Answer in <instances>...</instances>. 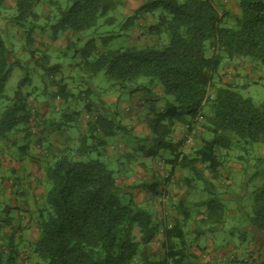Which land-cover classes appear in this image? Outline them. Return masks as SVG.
<instances>
[{"label":"trees","instance_id":"1","mask_svg":"<svg viewBox=\"0 0 264 264\" xmlns=\"http://www.w3.org/2000/svg\"><path fill=\"white\" fill-rule=\"evenodd\" d=\"M65 1L67 7L58 8L56 23L50 26L51 38L55 41L67 32L77 34L90 30L102 18L108 24L113 23L108 14L124 0ZM236 1L238 15L225 10L216 0H149L126 18L123 29H132L143 15L155 16L160 11L146 33L155 38L166 35L168 43L162 49L109 50L94 61L90 60L96 49L94 40L75 50L76 55H81L80 66L89 77L104 72L112 84L121 88L145 78L152 86L160 84L164 94L173 98V103L164 110L151 109L152 115L146 118V123L156 144L141 151L143 156L155 158L160 151L168 150L171 158L165 162L171 167L170 176L176 169L187 171L192 176L185 180L189 185L195 180L205 181L204 171L210 175L220 173L224 163L218 152L232 147L231 136L245 143L264 145V103L255 105L231 85L218 83L224 55L249 58L264 67V0ZM4 2L0 0V15ZM41 2L17 0L16 15L10 21L21 28L26 23L37 22L40 15L34 9ZM227 18L233 22L231 25L225 23ZM32 31L27 33L29 42L33 41ZM207 44L210 55L206 54ZM71 49H75L74 42L66 46V51ZM30 55L45 72L58 69V66L49 67V55L35 50H30ZM8 59L9 51L0 34V99L13 69ZM28 81V77L20 80L14 97L0 112V140L20 127L24 130L29 127V96L22 91ZM142 89L151 91L144 84L137 85L135 91ZM58 96L66 99L65 88L60 89ZM200 118L211 138L203 140L202 146L193 153H181V143L170 142L175 124L191 125ZM63 119L71 123L74 113L67 108ZM89 131L91 136L99 131L106 139L126 132L115 118L108 117L101 109L97 110L95 121L89 123ZM99 142L101 146L105 144ZM81 144L76 151L81 156L98 148L88 145L86 139ZM46 179L50 185L46 194L48 211L45 215L41 212L37 225L39 237L29 245L36 264H134L143 255L141 247L153 243L162 228V223L154 221L132 198L127 204L122 202L120 195L124 190L114 172L100 160L75 161L65 153L46 168ZM169 181L136 187L152 198H166L165 207L177 214L170 227H165V255L155 261L145 257L140 264H197L187 260L185 228L191 214L185 203L173 204L167 190L160 189ZM205 184L206 188H213L211 183ZM253 201L251 223L264 232V185L255 191ZM195 206L204 209L201 223H222L224 206L213 197ZM11 225V209L5 206L0 209V238ZM135 231L139 232V240L135 238ZM194 234L197 239L201 232L194 231ZM20 257L13 235L7 237L6 246L0 243V264H20Z\"/></svg>","mask_w":264,"mask_h":264},{"label":"rangeland","instance_id":"2","mask_svg":"<svg viewBox=\"0 0 264 264\" xmlns=\"http://www.w3.org/2000/svg\"><path fill=\"white\" fill-rule=\"evenodd\" d=\"M16 1L5 0L1 8L0 34L9 51L8 60L13 69L0 99V112L14 97L20 80L28 77L29 81L22 91L29 96L31 120L26 130L20 127L17 132L0 140V209L5 206L10 207L12 217V225L3 231L0 243L6 246L7 237L13 235L21 253L20 264L37 263L30 254L29 245L36 238L41 212L44 211V215L47 214L46 194L50 189L49 182L38 174L45 173L42 169L46 166L42 162L53 164L49 159L58 153L54 148L51 150L49 144L57 143L64 145L63 151L58 156L66 153L75 161L100 160L105 163L114 172L118 185L124 190L120 195L122 202L127 204L132 198L142 210L152 216L154 221L162 223L157 240L150 245L141 247L143 255L134 264H140V261L145 257L155 261L165 255L164 231L165 227L172 224L177 215L176 211L165 207L166 198H152L142 189L136 188L144 183L150 184L165 179L170 181L167 186H161L160 189L167 190L168 199L173 204L178 205L181 201L185 203L191 214L185 228L188 233L186 242L188 247H195L193 250L195 253L190 249L187 250L189 262L197 264H264V232L256 229L251 223V218L254 215L255 191L264 185L263 144L245 143L231 136L232 147L229 150L222 149L218 152L224 163L220 173L210 175L204 171V180L213 185L211 189L205 187V181L195 180L189 185L185 180L192 179V176L181 169H176L173 176H170L171 167L166 165L165 159L171 158V155L166 149L159 152L155 162L150 159L145 160L141 150L155 146L156 141L152 134L148 138L145 134L137 135L130 131L118 132L115 137L108 139L110 144L118 143L124 147L131 155L129 158L124 156L115 160H107L102 148L93 149L82 156L76 152L82 146L80 140L77 139L82 136L83 131L72 122L65 123L63 114L67 108L75 111L76 114L88 115L87 121L89 122L92 120L89 115L92 110L85 105L91 101L104 108L103 111L107 116L114 117L117 122L123 121L125 117L123 113L127 116L131 115L136 121L141 116L152 115L148 102L152 100V96L144 89L135 91L136 86L144 84L152 93L154 92L152 89L155 87L161 91L163 88L158 83L150 85L149 80L145 78L139 80L137 84H127L125 88H121L118 84H112L104 72L89 77L80 66L81 55H76L75 50H81L88 41L94 40L96 49L90 57L91 61L109 50L143 49L146 47L160 50L168 43V37L162 35L160 38H155L146 33L147 27L155 24V18L160 14V11L156 12L155 16L143 15L132 29H123L126 18L149 1L124 0L121 5L108 14L109 18L114 19L113 23L108 24L105 22L106 19L102 18L96 27L81 33L62 36L56 42L49 40L51 37L50 26L56 23L58 8L67 7L66 1L42 0L34 9L35 13L40 15V19L33 24L26 23L23 28L10 21L16 15ZM216 1L217 3L227 2L234 10L238 7L236 0ZM225 23L231 25L233 22L227 18ZM30 29L33 30L32 42L27 40V33ZM158 39H161V42ZM71 42H74L75 49L66 51V46ZM30 50H35L38 54L49 55V67L58 66V69L48 72L42 70L35 64ZM210 53L209 44H207L206 54L210 55ZM224 57L222 62L224 64L222 70L225 72L223 78H227L228 70L234 64L233 60L236 57L233 59L226 55ZM237 58L238 61L235 64L244 71L240 72L241 78L235 77L234 84L246 86L245 89H237V91L243 97L251 98L255 105L264 103V74L257 71L260 66L249 58ZM247 69L252 71L249 77L245 75ZM231 81L227 79L228 83ZM61 88H65V100L58 96ZM86 92H89L88 96ZM113 97L118 99L114 107H109L104 103L106 99ZM139 99L144 100L147 104L137 108L136 103ZM159 100L165 107L166 102L167 104L173 103V98L166 96L164 92L161 93ZM102 103L105 104V107L102 106ZM116 108L120 110L118 115H115ZM125 110H130V112H125ZM203 123L186 124L182 126V130L178 129L182 123L175 124V131L170 142L172 144L180 142L181 153H193L202 146V139L209 140L211 138ZM192 126L193 131H191ZM188 139L191 141L188 142ZM92 144L91 141L88 142V145L92 146ZM31 145L36 148L40 146V155L44 157L38 159L41 163L37 164L38 167L34 174L37 181L36 178L30 180V176L22 177L19 174L21 171L26 172L29 168L26 166L28 151L24 152L21 147L30 148ZM31 154L30 151L29 155L31 156ZM32 156L37 159L34 154ZM141 162L146 164H140ZM131 187L135 188L131 189ZM212 197L224 206V219L220 224L201 223L198 219H201L204 209L195 205ZM194 231L201 232L197 239H195ZM134 235L136 240L140 239L138 231H135Z\"/></svg>","mask_w":264,"mask_h":264},{"label":"crops","instance_id":"3","mask_svg":"<svg viewBox=\"0 0 264 264\" xmlns=\"http://www.w3.org/2000/svg\"><path fill=\"white\" fill-rule=\"evenodd\" d=\"M218 4L219 5L222 4L223 6H225V10L230 11V13H232L234 15L235 14L236 15L239 14L238 9H235L234 10V8L231 7L230 4L228 5L227 2H220ZM71 34L72 33L67 32V33L63 34L62 36L71 35ZM62 36H60V38ZM60 38L58 40H56V42H58L60 40ZM49 40H52V38L49 37ZM237 61H238V58L237 57L234 58V60H233V63L234 64H232L231 67H230V69L228 70L229 71V76L227 78H223V74L225 72L222 70L223 67H224V64L222 63V65H221L222 67L220 66V70H219V74H220V80H218V83L219 84H222V85H231L232 87H234L236 89H245L246 88L245 85H243V86H237V85L234 84L235 83V77L238 76L239 78H241V73L240 72L244 71L243 69L241 70L238 67L237 64H235V63H237ZM257 71L260 72L261 74H264V73H262L264 71V67H260ZM251 74H252V71H250V69H247L245 71V75L246 76L249 77ZM227 79L232 80L231 83L230 82L228 83L227 82ZM152 90H154L155 95H154V92L152 93V91H147L146 90L149 93V95L152 96L151 97L152 100H149L148 101L149 102L150 113H151V109L152 108H155L157 111L164 110L169 104H167V102H166V107H165L164 104L159 100L160 99V96H161V93L163 92V90L161 91L160 89H157V87L153 88ZM86 95L88 96L89 95V92H86ZM117 102H118V99L115 98V97H113V98L106 99L104 103L105 104H108L109 107H114V105H116ZM104 103H102V106L103 107H105V104ZM146 104H147V102H145L142 99H139V100H137L136 107L137 108L138 107H143V105H146ZM85 106L87 108H90L92 110V112L89 115H91V119L92 120L94 119L93 121L90 120L88 122L87 121V119L89 118L88 115L85 116V115H82V113L76 114L75 111H72L70 109L74 113V120L72 121V123H74L75 125H77L79 128H82V131H83L82 136L79 137L77 140L78 141L80 140V142H82L84 139H86V142L87 143L89 141H91L93 143L92 146L98 147V148H94L96 150L99 149V148H102L104 150V157L107 160H115V159H118L120 157L122 158L124 156H126L127 158H129L131 155L128 153V151L124 147L120 146V144H118V143L117 144L116 143L115 144H110L108 142V139L109 138H107V139L104 138L101 132L98 131V132L94 133V135L91 136L90 131H89V123L95 121L96 116H97V110H99V109L103 110L104 108H101L99 105H96V104H94L91 101H88ZM116 109L117 110H116L115 115H118L119 112H120V110H119V108H116ZM126 110H125V112H130V110H128V111H126ZM124 115H125V117L123 118V121H119V123L125 128L126 132H129L130 131V132L136 133L137 135H143V134H145V135H147L148 138L150 137V134H152V133H151V130L149 129V127H148V125L146 123V118L149 115L141 116L136 121L133 120V117L131 115L127 116L126 114L123 113V116ZM111 118H114V117H111ZM194 122H197V123L200 122V123H202L203 121L200 118V119H196L195 121H193V123ZM183 125H186V124L180 125L178 129H181L182 130V126ZM174 131H175V129H174ZM191 131H193V126H192V130ZM99 141H104L105 144L103 146H101V144H100L101 142H99ZM202 141H203V139H202ZM50 145H51V147H50ZM49 147H50L51 150H53V148H54V150L58 153L56 156H52L49 159L53 163L54 160L56 159V157H60L58 155H60V153L63 151L64 145L62 146V145L57 144V143H52V144L50 143L49 144ZM21 148H22V150L25 149L23 147H21ZM25 150L28 151V155H27L28 157H27V161H26V166H29V168H28V170H26V172H22L21 171L19 174L22 177L23 176H30V180L31 179L35 180V178H36V181H37V177H35L36 175H34V174L36 173L35 172L36 171V167H38L37 164L41 163L38 160V159H40L39 157H42L40 155V146H38L36 148L34 145H31L30 148H27L26 147ZM30 151L32 152V154H34L37 157V159L35 157H33L32 154H31V156L29 155L30 154ZM179 151H180V149H179ZM61 155H63V154H61ZM99 155L101 156V154H99ZM42 158H44V157H42ZM143 158L145 160L146 159H150L152 162H155V160H156L157 157H155V158H147V157L143 156ZM42 164L44 166H46V168L50 165L46 161L45 162H42ZM140 164H146V163L141 162ZM153 165H155V164H153ZM46 168L42 169V171H44L45 173L38 174L40 177H42L44 179H46ZM198 221L200 222V219H198ZM38 237H39V233H38V230H37L36 238L33 240L32 243H34L38 239ZM156 240H157V238L154 240V242ZM191 247L192 246H190L189 249L191 251H193L195 249V247H193V248H191ZM193 253H195V252L193 251Z\"/></svg>","mask_w":264,"mask_h":264},{"label":"built area","instance_id":"4","mask_svg":"<svg viewBox=\"0 0 264 264\" xmlns=\"http://www.w3.org/2000/svg\"><path fill=\"white\" fill-rule=\"evenodd\" d=\"M191 141V139H188V142H190Z\"/></svg>","mask_w":264,"mask_h":264}]
</instances>
